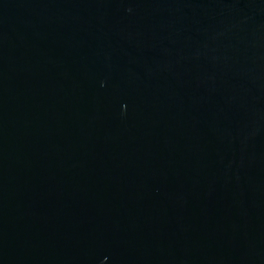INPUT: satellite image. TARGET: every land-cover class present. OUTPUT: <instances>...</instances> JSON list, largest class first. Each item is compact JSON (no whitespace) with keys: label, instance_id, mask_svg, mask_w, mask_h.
I'll return each mask as SVG.
<instances>
[{"label":"water","instance_id":"obj_1","mask_svg":"<svg viewBox=\"0 0 264 264\" xmlns=\"http://www.w3.org/2000/svg\"><path fill=\"white\" fill-rule=\"evenodd\" d=\"M0 264H264V0H0Z\"/></svg>","mask_w":264,"mask_h":264}]
</instances>
